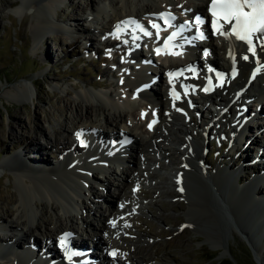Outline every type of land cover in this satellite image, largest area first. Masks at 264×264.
<instances>
[{"label": "rangeland", "instance_id": "rangeland-1", "mask_svg": "<svg viewBox=\"0 0 264 264\" xmlns=\"http://www.w3.org/2000/svg\"><path fill=\"white\" fill-rule=\"evenodd\" d=\"M41 1L42 0H0V158L6 159L11 154L15 155L21 153L22 161L18 162L19 164L17 165L22 166L21 168H23L24 172H27L24 174H30V172H33L34 168H32V170L30 166L33 167V164L40 161L41 157L46 160L44 163H46L45 166L49 169L57 166V163L63 158L61 155L63 151L60 152L59 150L61 148L64 150L63 137L65 138L68 134L63 133L64 136H56L53 130L58 129L61 126L65 127L66 130H73V126H78L79 120L78 117L75 118V116L78 114L77 116L81 118V115L84 114V107H81L82 111H77L76 113L74 103L80 102L83 104L79 97L82 95L83 89L87 88L88 90L98 93L115 91L117 89L115 83L118 82L120 78L123 79L120 77V74L125 72V75H128L129 78L132 79L134 73H137L140 68V71L144 69L143 62H140L139 64L137 62L135 64L139 67L136 68L134 72L127 71L124 68L126 63L125 56L128 52L126 45H117L114 49L111 48L109 50L104 49L98 51V46H101V38L103 36L107 38L108 41H119V38L112 36L110 32H107L108 28L106 29V33L108 34H105L99 29V32H94L92 30L91 33H93L94 39L91 40V46H84L87 42H90V40H85L83 35H80L81 38H79L77 42H74L72 34L68 33V30H70V27L74 26L76 20L87 17L86 13H89L88 11L92 0H67L64 3H61L57 9L58 16L56 17L57 21L55 25L48 28L44 35H41L42 33L39 30H33L30 26L31 16L34 14L36 8L40 10L42 18L46 17V12L39 7ZM21 3L24 8L19 13L14 12V9L21 5ZM28 9H31L29 14L27 13ZM91 23L95 24L92 25ZM98 23V21L86 22V24L92 29L93 27L99 28L100 25H98ZM34 36L36 37L35 41ZM96 46L97 50H95ZM82 47L84 50H88L89 48L92 49L93 47L95 53L92 55L97 57V59L92 63L85 59L83 60L81 54ZM142 50L144 53H147L144 46L142 47ZM114 51L118 52L119 55H112ZM89 56L90 55H88V57ZM103 58H106L107 61H103ZM161 72H163L162 69ZM131 73L133 74L132 76ZM104 79L106 81L105 84L108 85V87L99 85ZM25 82L28 84L31 83L29 85L34 89V95L31 98L27 97L24 90L18 89L20 84H24ZM148 86L149 85L146 86L145 90L148 89ZM149 87L150 88L147 91L151 89L155 91L158 89L159 85L158 83L155 84L154 82H151ZM251 91H253L252 93H255L257 92V88H254ZM10 93H17V95H20V99H13L9 95ZM123 97V100H126L129 95L125 92ZM117 98L118 95H116V99ZM133 99L140 102L139 107L146 110L145 114L148 113L150 106L153 105L150 102L146 103V101L142 99L144 101L143 103L139 97ZM195 99L197 100L198 98ZM189 100L193 103V99L189 98ZM197 101L199 105L198 107L197 105L194 106L192 108L193 111L188 109L176 110L175 113L178 116L180 123H184L186 126L183 124L182 132H179V127L176 126L171 141L168 142L161 139L165 149H167V151H165L166 157L153 147L149 150L146 149L144 154L149 158V161H146L144 156L141 157L143 158L141 161L145 162L144 166L146 167L144 169L150 168L149 172L151 174H149V176H144V179L141 178L134 181H128V184L131 181L132 182L129 185L127 184L128 186L126 185L127 188L125 187L124 191L126 192V195L124 198L125 201L123 200V205H133L136 202L144 203L146 204V210L131 211V205L127 209V211L129 210L128 216L133 219H139L140 222H142V225H137L140 228L126 225L127 232L123 234L124 240L121 242V246L124 245L126 248L131 242L137 240L136 245H130V248L136 252H140L139 250L141 248L142 255L148 254L151 264H260L258 259H256L258 256L256 255V249L248 244L247 239L240 232V226L242 224L249 226H253V223L255 224L253 220H248V217L245 214L247 211H243L240 205L236 203L226 204L225 202H222V200L219 201L215 191L213 190L216 196L213 192L204 188V186L191 189L187 187L185 183L184 189L180 194L175 186L171 185L174 181L172 180L174 174L173 169L176 171V174H178V169L183 167L182 165L178 169L176 168L179 163L182 164L183 156L179 152L175 151L174 153L173 150V148L178 149L180 146V149L178 150L181 151L183 148H185V150L189 148L192 150L193 147H195L199 154L196 156L199 158V164L203 166L205 168L204 170L210 175L215 176V172H217L216 170L218 168L222 169L221 167L224 166L223 169L228 170L232 176L223 173V171L219 172L218 176L222 181V187L236 190L237 192H246L247 188L245 189L241 186L248 181L250 182L254 180V175H261L255 180L261 188H264L263 167L258 165L254 170L249 169L247 167L248 164L243 163V160L238 153L239 149L236 146H233L235 139H238L237 142L235 141V145L242 147V141L245 140L244 138L239 137L229 139L228 136H225L224 139L220 136L219 140L223 139L226 144L222 152L219 151L217 139L214 143L209 141L207 142V150L210 151L209 155L204 156V159L202 158L200 148L203 147V142L200 138V132L206 133L207 131H211V134L213 132L211 129L205 131L202 130L203 123L208 121V114L210 115L213 112L211 115L214 116L216 110H222L223 106L222 108H220V106L223 105L224 102H228V100L223 98V101L220 102V106L217 107L214 105L215 108L213 110L209 109L207 106V104L211 106L210 101H206L205 103H202L201 99H198ZM66 106L67 108H65ZM66 109H69V111ZM205 109L208 110V114ZM259 110L260 109H257L256 112ZM225 111L229 112L231 110L225 109ZM195 112L198 113L196 114ZM262 116L263 115L260 113L257 115L258 118ZM66 117L69 120H67ZM190 118H192L194 122H190ZM221 118L219 120V128L230 131L225 124L226 121H222ZM261 122H263V119H261ZM255 125L262 126V124H258L257 122ZM140 126L143 128L142 126H144V124H141ZM209 127L216 129L215 126ZM105 129L106 128H103V133L105 132V134L101 135L105 136V139L107 140V137L112 135V132H109L108 130L109 133H106ZM259 129L261 130V127L258 128V130ZM32 130L34 132H32ZM140 130L137 131L138 134H141L142 130ZM161 132L164 133L163 130ZM184 132L185 134H183ZM214 132H216V130ZM12 133L16 139L13 138L11 135ZM117 134L114 133L113 135L115 137L119 136V140L122 142H125V138L127 139V142L129 141L128 137H123L121 133ZM232 135L235 137L234 134ZM254 135L255 132L253 131V136H251L253 138L251 141L254 140ZM188 136L193 141L184 140ZM212 136L215 137L216 135ZM258 137L254 142L262 140L260 139V136ZM57 139L59 140V146L54 145V141ZM181 139L183 140V143H179L181 142ZM232 139L233 142H231ZM240 139L241 143L239 142ZM184 141L190 143L191 146H186ZM46 142L53 144V146H48V148H45V151L44 149H41L42 151L36 153L35 151L38 149L39 144L43 145L46 144ZM251 145H254L253 142ZM131 146L134 145L131 144ZM254 146L258 148L260 145ZM25 147L27 148L25 149L27 152L23 150ZM129 152L130 154H133V157L136 156L132 150H129ZM251 152L252 156L249 158L248 162H252L255 159L259 160L260 156L258 157V153L254 148ZM127 157L128 156L124 159H127ZM152 157L154 158L153 160ZM129 161L131 160L127 159V162L124 164L128 163L130 168L125 167L124 164L123 166H119L120 170L118 167H111L109 173H97V177L87 183V185H89L87 189L81 187L82 190L80 191L76 187L75 196L72 198L77 200L78 205L76 204L75 212H71V222L74 224H72L73 227L75 226L81 231L84 226L82 225V219L79 216L80 212L88 215L89 220L86 219V215L83 216L81 213V216L83 218L86 217L85 220L89 223L92 222L91 224L93 226L100 224L97 219H93V213L95 210L98 209L104 217L108 216L109 210L107 204L104 202L106 200L103 201V199H106L107 195L109 196L110 194L113 199L117 197L119 191L117 184L121 185V181L123 180L121 168H124L125 170L130 169V171L136 169L135 166L131 167L132 164ZM12 166L13 164L6 163L0 167V171H3V173H0V196L3 197L4 201H10V196L13 195L16 197L19 194V188L16 186V179H19V177H17V173H14L12 170ZM258 167H260V169ZM235 168L241 169L243 174H240L239 170L237 171L238 174H235V171H233ZM144 169L143 172L145 171L144 173H148L146 172L147 170ZM112 170L113 173H111ZM47 171L48 170L43 174H40L39 176L41 177L37 178L48 176ZM138 173L140 174L139 170H134L133 172L134 176ZM152 173L156 177L153 176ZM222 173L223 175H220ZM116 176H119L117 181ZM225 176L228 177V179L232 178L233 182H228L227 180L228 183H226V181H224ZM20 179L21 182L26 181V183H28V175L21 176ZM107 179H109V181H107ZM96 181L101 182L102 185L96 183ZM210 182L212 181H206L207 184H210ZM85 187H87L86 183ZM198 190H200V192L196 193ZM77 192L79 193L77 194ZM166 193H176V195L174 197H168L166 196ZM261 193L262 192H260V194ZM96 196L98 197L97 199H95ZM116 200L117 199H114V204ZM261 201L264 202V199ZM197 203L199 206H202L207 221H205L204 224L201 223L202 228L189 226L191 229L186 227V229L180 232L181 228L179 229V225L185 223L184 220H186L187 217L185 214L188 209H191L188 208V205H196ZM13 204L14 203L12 202H0V215L4 214V207L12 211L14 207ZM180 205L182 206V209H180ZM252 205L255 206L253 203ZM163 206L164 209L162 210L161 208ZM174 206L175 208L172 209ZM133 207L139 208L138 204H135ZM192 208L196 209V206ZM259 208L264 209L262 205H259ZM62 209L64 211L59 209L58 215L61 218V224L65 227L70 224V221L66 216L67 212L65 211V208L62 207ZM88 209L94 211L91 212L92 215ZM107 210L108 214L106 215ZM119 211L120 212L118 213H123V216L126 215V212L123 207L120 206V203ZM47 213L50 215L52 214L49 209L47 210ZM189 214L192 216H195V214L200 215L198 211L197 213L190 211ZM233 217H235L237 221H234L232 219ZM261 219L263 221L260 220L258 226L250 232L252 235V237L250 236V240H252L253 246L258 250H261L260 257L258 258L259 260L264 261V217ZM238 222H240V224ZM58 224L59 223L55 224V221H53V223L49 225V228L54 225L58 226ZM84 233L88 236L87 242L89 245L83 242V238H76L77 242L81 244V246L83 245L84 249H86V247L90 248L92 244L89 242V233L92 234V231L89 232L87 230L84 231ZM82 236L86 240V236L83 234ZM36 237V239L35 237H31L34 246H29L27 243V245L34 250H37V245L39 243L37 239L42 238H40V235L38 234H36ZM58 237L49 241L45 240V238L40 240L43 241V243L46 242L45 251L46 249L52 251L57 249V251H59V244L57 242ZM108 237L113 239V232H108ZM93 239H96V236H94ZM11 241L13 242L14 238H12ZM21 243L24 242L21 241ZM154 244H156V246H152ZM217 244L219 245L218 247L212 246ZM101 247L102 245L97 246L102 256L104 255L105 249H102ZM71 250L74 251L72 248ZM12 259L9 258L3 260V258H0V264H14L16 261L18 262V260H14V262Z\"/></svg>", "mask_w": 264, "mask_h": 264}, {"label": "bare ground", "instance_id": "bare-ground-1", "mask_svg": "<svg viewBox=\"0 0 264 264\" xmlns=\"http://www.w3.org/2000/svg\"><path fill=\"white\" fill-rule=\"evenodd\" d=\"M66 1L67 0H42L39 3V7H41L44 10V12H46L45 13L46 17L42 18L40 15V10L36 8L34 14L31 16V20H30L31 28L36 31L39 30L42 33L41 35H44L45 31L48 30V28H51L53 25H55L57 21L56 17L58 16L57 9L59 8V5L61 3H64ZM205 2L206 0H92L90 9L88 11L89 13H86L87 17L84 19L76 20L74 26L70 27V29H72L70 30V33L72 34L74 42H77V40L80 38L79 35H83L85 36L84 37L85 40L88 39V41L89 40L91 41L94 39V35L93 33H91L92 30L95 32H99L98 29L102 31H106V28L113 30L115 28H119L121 25L123 26L128 23H133V27H134L137 24L140 25L139 22H142L141 25L144 26L145 20L139 21L140 18L152 17V16H153L152 18H155L156 14L160 13L161 11L179 10V11H183L181 15L187 14L189 16L192 15L195 16V15H200L201 13V15L204 16L203 13L205 12V10L203 6L205 5ZM22 3L17 8L14 9V12L19 13L24 8ZM108 9H110V12L108 11ZM93 20L99 21L100 23L98 25H101V27L99 28L93 27V29H91V27L87 25L86 22L87 21L93 22ZM35 38L36 37L34 36V41ZM207 41L208 44L211 45L213 48L212 64L215 65L217 64L220 67H225V66L228 67L230 65V59L233 58L235 59V62L237 63V66L239 68V72L232 82H228V81L219 82L217 86L214 85V90L212 93L204 91L205 87L202 81L199 83L195 82L194 80L191 81L188 80L187 82H182L180 79H173L168 77V79H171V83L168 84L167 77L164 78V73L166 71L182 67L184 64H182V61L179 60L180 58L179 56H172L167 54L158 55L155 51L156 49L155 42H151L150 45L148 44L146 46V48H148V51L150 52L149 55H145V53H142L141 50L138 51L135 48L132 49L133 51L130 53V57L131 58L133 57L134 60L133 64L135 65L137 62L143 60L146 69L144 71V76L140 79H137L134 82V84L130 83V80L127 77H125L126 80H124L122 88L124 90L129 89V91L131 92V96L135 94L138 95L139 98H142L143 100L145 99L147 100L146 97L152 95L153 100L156 102L155 110L158 112V116L160 119V122L158 123L156 128L152 127L151 129H149V124L150 121L153 119V117L151 115L145 116L142 109L139 108L140 102L139 104H136L133 101L132 103L126 101L121 106V105H117L115 102L108 99L107 96L103 93L93 92L91 90H88L87 88L83 89L82 95L79 96L83 104H81L80 102L74 103V108L76 110V113L77 111L78 112L82 111V108L84 107V114L81 115V118L77 116L78 114H76L75 116V118L78 117L79 120L77 128L74 130L71 129L66 130L65 127L61 126L60 128L53 130L56 136L63 135V133L68 134L67 136H65V138L63 137L64 135L62 136L64 140L63 142L64 144L63 148L65 151L64 158L57 163L56 167H52V169H49L47 168V166H45L46 163L44 162H46V160L43 157H41L40 161L33 164V167L30 166V168H34L33 172H30V174H24L27 172L17 173V177H19V179H16V186L19 188L18 189L19 194L16 197L12 195L9 197L10 201H4L3 197L0 196V202L14 203L13 204L14 207L12 211L4 207L3 208L4 214L0 215V223L4 224L5 227H8V231L12 233L11 236L0 234V244L9 243L15 249H23L21 247V241H23L25 244L28 243L29 246H34L33 242L31 241V237H35L36 239L37 238L36 234L40 235V238L41 237L45 238V240L48 241L58 236L59 238H61L64 234H69V237L75 235L77 229L73 227L72 225L73 223L71 222L72 220L71 212L73 211L72 208L70 209V207H72L73 204L71 196L73 195V193L75 196L76 188L73 187L74 188L73 189L69 183L74 182L77 185V189L81 191L82 188L79 182L83 184V187L85 188V183H87L88 177L96 176L98 171L106 173V170H108L110 164L116 166H123V164L127 162V159H130L131 161L129 162H131L132 164L131 167L135 166L136 169L130 171V169L125 170L124 168H121V175L123 180L121 181V185H117V186L122 187V189H120V192L116 197L117 200L115 201V204L111 194L108 196L110 197L108 198V202H109L108 216L104 217L103 214L95 210V212L93 213L94 219H97V221H99L100 224H96V226H93L91 223L85 220L86 217L83 218L80 215V218L82 219V223L84 225V231L87 230L89 232L92 231V234L89 233V238H90L89 242L92 244L91 247L90 248L86 247V249H84L83 245L81 246V244L77 242L76 238L71 240L69 247L74 249V252H76L78 255L83 254V255H87L88 258H92L95 256V252H93V248L95 249L97 248V246L102 245L101 248L105 249L104 255H102L101 257H96V259H98L96 263L99 264H149L150 263L149 256L148 254L142 255L141 248L139 250L140 252H136L135 250H132L130 248V245H136L137 240L131 242V244L126 248L125 246L121 247L118 244V242L122 240L121 236L119 237L118 240L114 241V239L112 238L110 239L108 237V232L114 233V231L115 232L122 231L123 225H126L130 220L128 219V217H120L121 215H123V213H118L120 212L119 203L123 201L122 197L124 196V190L126 185L128 184V181L133 180L135 178L133 174L134 170H139L140 174H142L143 177L149 176V174H151L149 172L150 168L144 169L147 170L146 172L148 173H144L145 171L143 172V169H141L142 165L144 164L141 161L142 160L141 157L144 156V159L146 161H149V158L144 154L146 152V149L149 150L151 147H153L155 150H157L159 153H162L166 157L165 151H167V149H165L161 141V138L169 142L172 140V136H174L173 134L176 126L179 127L178 128L179 132H182L183 130V124L180 123V120L177 118L175 111L177 109H185V107H189V105L192 103L189 100L190 97H184V94H182V92H180L181 99L178 102L173 97V91H171L170 88L174 86L176 87V86L188 84L190 91L192 89H195L196 92L194 94L199 96V98L202 99L203 102L209 100L212 104L219 107L220 102L223 101V98H225L223 94L229 95L237 89L236 87L239 88L243 86L247 81L249 73L253 69H259L256 72L255 79L252 81L251 85L249 86V89L245 91L242 98H243V102H246L247 99H251L252 101L256 102V105L261 103V106H258L260 107V110L255 113L256 115L255 120H257L258 118L257 115L259 113L262 114L263 115L262 117L264 118V51H261V47L264 45L261 44V41L259 42L255 41L254 43L257 45L256 55L253 56V54L251 55L245 52L242 43L236 42L234 44H231V41L228 38L225 40L223 36L216 37V41L219 44H221L220 47L214 45L213 39L211 37H209ZM174 43L178 44L176 40L174 41ZM183 49H184L183 57L186 58L189 54V49L186 46ZM177 50H178L177 47L173 49V51H177ZM245 55L249 57L248 60L243 59ZM219 59L222 60L221 65L219 64ZM195 60L197 61V63H199L200 56L197 55ZM152 66H155V68L153 69ZM124 68H127L126 63ZM161 69L163 72H161ZM142 75L143 73H140V76ZM152 81H157L159 85L158 89L155 91L152 89L149 91L145 90L146 86L149 85L150 82ZM29 84L27 82H25L24 84H20L18 89L24 90L27 97L31 98L34 95L33 94L34 89H32V87ZM147 88L149 89V86ZM254 88H258L257 94H252L253 91L251 90H253ZM9 95L13 99L15 98L20 99L19 98L20 95H17V93L16 94L10 93ZM252 96L255 98H253ZM240 101L241 99L237 100V102L233 105L238 107L239 112H242V107L244 106V103H241ZM171 105L173 108H171ZM65 108H67V106ZM67 111H69V109ZM220 111L221 110L219 111L216 110L214 116L212 117L215 118L216 117L215 115L217 113L219 114ZM220 116L222 115L220 114ZM144 121H145V125L142 126L143 128H141L140 125H139L140 127L137 126V124H142ZM257 123L261 124L260 121H257ZM213 126H215L217 129L216 123L213 124ZM103 128H107L109 129L110 132H112V135H110L109 138H115V136L113 135L114 133L115 134L121 133L123 137L129 138L128 142L135 140V143L133 144L134 146L130 145L129 148L130 150L133 151V153L136 154V156L133 157V154H130L129 152L127 153V151H124L125 153H127L128 156L127 159H124L122 157L109 158L105 156V152L107 153L112 148L107 146L105 136L101 135V134H105V132L103 133ZM208 129H211L212 131L216 130L212 127H209V124L204 123L202 130L205 131ZM138 130L141 131V134H138L137 132ZM160 130H163L165 132L162 134ZM32 132L34 131L32 130ZM107 132L108 130L106 131V133ZM78 133L81 134L80 135L81 139H84L88 142L89 149L86 150L87 152L85 153L90 158V163L92 164L91 166L89 165V163H87L79 168L73 162L74 161L73 157H70L71 153L76 154V153H81L82 151L78 146V143L80 142V140L77 138ZM232 134L235 135L234 138L241 137V136L238 137L235 130H232ZM11 135L13 136V138L16 139L13 133ZM92 135H95L96 139L101 144H103L101 145V147L104 148V154L103 153L95 154V156L101 157V159H94V156L92 154V151L95 150V146H96V143L92 140ZM251 136H253L252 130L248 132L245 136L250 141L249 144H246L245 141L246 139L244 138L245 140L242 141L243 144L242 147H238L236 145V147L239 149L238 153L240 154V157L242 160H244V162L249 160V158L251 157L252 154L251 150L255 148L254 145H260L258 140L254 142L256 136L254 135V140L252 141L251 139L253 137ZM116 138H118L119 140L120 137L117 136ZM237 140L238 139H235L236 142ZM54 142H55L54 144L55 146H59L58 139L55 140ZM239 142L241 143V139ZM252 142L254 145H251ZM124 143L125 142L119 140V145H121L122 148L124 147ZM179 143H183V140L181 139V142ZM46 144L43 145L39 144L38 149L35 152L37 153L39 151H42L41 149H44L45 151V148H48V146H53V144L49 142H46ZM184 144L188 147L191 146L190 143H186L185 141ZM244 145L246 146L244 147ZM25 149L27 148L25 147L23 150L26 151ZM173 150L174 153L175 151L181 153V155L183 156L182 164H184V166L179 168L177 171L180 178L175 177V180L171 183V185H174L175 187H179L180 189L178 191L180 194L184 189L185 183L186 186L191 189L195 187L200 188L204 186V188H206L210 192H213V194L215 191L219 201L222 200V202H225L226 204L236 203L240 205L243 211H247V213L245 214L247 215L248 220L249 221L253 220L255 222V224L253 223V226H249L245 224L243 225L241 223L242 225L240 226V232L243 234V236H245L248 244L256 249L257 252L256 255H258L256 259H258L260 264H264V261L259 260L258 258L260 257L261 250H258L255 246H253V242L252 240H250V236L252 237L250 232L252 231V229H255L258 226L259 220L262 217H264V209L259 208V205L260 206L262 205V207L264 208V202L261 201L262 199H264L263 198L264 188H261L257 184V181L254 179L250 181V185H248L246 192L245 191L237 192L236 190L226 189L225 187H222V181L219 179L218 176L219 172L223 171V169L218 168L216 170L217 172H215V176L207 173L204 170L205 168L199 164V160H198L199 158L196 157L199 154L198 151L195 149V147H193L192 150L190 148L187 150L183 148L182 151L178 150L177 148H173ZM261 151H262L261 153L264 152V143L262 145ZM101 161L105 163L102 164ZM11 162L13 164L12 166L13 168L22 167L20 165L19 166L17 165L19 164L18 163L19 161H18V157L15 155L11 158ZM2 165H5V162H3ZM260 167H263V165ZM260 167L258 168L260 169ZM46 170H48L47 171L48 176L43 178H37V177H41L39 175L46 172ZM27 175H28V179H27L28 183H26V181L21 182L20 177ZM220 175H223V173ZM153 176L155 175L153 174ZM226 178L227 177L225 176L224 181L228 183ZM205 180L212 181L210 182L211 185L207 184ZM64 186H68L69 189H66ZM255 188H258L259 192H255ZM199 192L200 190H198L196 193ZM260 192L262 193L260 194L261 196L259 197L258 200L254 196V194ZM78 193L79 192H77V194ZM175 195L176 193H166V196L168 197H174ZM252 203L255 206H253ZM195 206L196 209L192 208ZM197 206H199L198 203L196 205L195 204L188 205V208L191 209H188L187 213L185 214L187 217L186 220L184 221L190 227L196 226L197 228H202L201 223L204 224L205 221H207V219L205 217L202 206L201 205L199 207ZM62 207L65 208V211L67 212L66 216L70 221V224L65 227H63V224H61V218L58 215L59 209H61V211H64ZM173 208H175V206L172 207V209ZM48 209L51 211L52 213L51 215L47 213ZM161 209L163 210L164 206ZM180 209H182V206L180 207ZM190 211H193L195 213H197L198 211L200 215L195 214V216H192L189 214ZM232 219L234 221H237L235 217H233ZM53 221H55V224L59 223L58 226L54 225L53 227L49 228V225H51ZM112 222H115L116 224L115 227H113ZM238 223L240 224V222ZM141 225L142 222H139V226ZM94 236H96V239H93ZM12 238H14L13 242L11 241ZM58 244H59V249H62V246L60 245V239L58 241ZM113 245L115 246L117 245V250L119 251L116 259L108 258L107 256V251L114 248ZM152 246H156V244ZM212 246L218 247L219 245L217 244ZM46 253L54 256L59 255V251H57V249H55L54 251L46 249ZM17 259L19 264H25V261L23 259L21 258H17ZM72 261H74V259Z\"/></svg>", "mask_w": 264, "mask_h": 264}, {"label": "snow or ice", "instance_id": "snow-or-ice-1", "mask_svg": "<svg viewBox=\"0 0 264 264\" xmlns=\"http://www.w3.org/2000/svg\"><path fill=\"white\" fill-rule=\"evenodd\" d=\"M212 3V28L214 33L224 36L230 37L235 36L236 39L245 42L247 44V51L251 52L253 56L256 55V47L257 45L254 43L255 40L261 41V44L264 45V0H211ZM197 24L201 23L199 19L196 21ZM230 26V30H226L225 26ZM137 28L143 33L144 36L151 37L153 35L152 32L145 29L142 25L137 24ZM152 27L157 29L156 38L159 40V32L161 31V26L157 24H153ZM119 30V29H118ZM198 36L193 37L192 39H204L205 35L203 32H200L199 29ZM180 32H172L163 43V47H158L155 49L156 53L159 54H167L172 56L181 55L180 52L173 51L176 47H183L182 44H176L174 41L178 36H180ZM140 37L133 35L132 39H139ZM191 43V41H188ZM261 51H264V46L261 47ZM207 55V53H205ZM243 59L248 60L249 57L245 55ZM259 70V69H257ZM176 74L169 73V76L172 77ZM255 75V73L253 74ZM220 78L223 79L222 74ZM209 85H211L212 81L209 79ZM210 88H205L204 91H209ZM173 96L175 98H179V94L173 92ZM179 111V109H177ZM143 115V114H142ZM156 123V121H152L149 124V129L152 128V125ZM78 137L81 135L77 134ZM83 144L84 142L81 141ZM113 227L116 226L115 222H112ZM69 234H64L60 238L61 246L64 248L65 255L67 259L71 262L73 257L78 255L76 252L72 251L68 244ZM112 255L115 256L116 252L113 251Z\"/></svg>", "mask_w": 264, "mask_h": 264}]
</instances>
